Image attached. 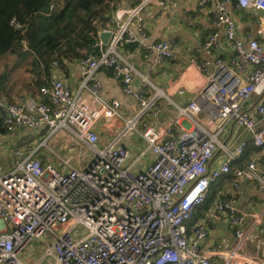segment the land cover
<instances>
[{
  "label": "built area",
  "instance_id": "obj_1",
  "mask_svg": "<svg viewBox=\"0 0 264 264\" xmlns=\"http://www.w3.org/2000/svg\"><path fill=\"white\" fill-rule=\"evenodd\" d=\"M141 2L142 0H135L134 4L126 5V7L137 8ZM224 2L225 0H200L199 6L211 8L215 24L223 27L226 42L233 54L228 62L216 55L214 50L218 45L217 34H212L204 43L203 51L212 59L215 67L213 72L208 75L210 82L203 88L200 95L196 97L200 105L204 106L205 112L199 114L196 118L199 126L191 123L189 118L178 120L174 116L171 121L172 126L168 129V136L161 145L162 147L170 146L168 150L169 156L177 153H186L185 158L189 163H191V154L194 151V146L204 149L206 145H209L211 148L210 153L206 152L205 155L196 157L198 160L204 159L207 167L206 177L209 180V185L203 201L191 206V211L179 218L177 224L172 225L176 229L183 230L181 239L189 241L193 237L204 241L208 237L209 229L219 224H224L231 228L234 238L238 241L239 233L243 232L242 226L248 217V214L238 210L236 205L240 196V183L242 181L249 182L257 190L264 192V105L261 102L264 99V94L260 96L252 94L246 99H241L240 96L236 95L239 92V88L236 87L228 95H224V91L228 88V83L236 80V76L232 75L233 72L239 75L247 71V67H251L254 74L264 69V58L259 63L245 59L238 47L242 42L239 41L237 36L234 38L230 34L235 29L232 23L226 22V18L229 16L227 7H225L223 12L218 9L214 10L217 4L222 5ZM237 2L238 0H233L234 5ZM150 5L143 9L141 16ZM52 8L53 5L50 6V9ZM118 31L119 25L115 17L112 27L101 29L97 32L98 40L93 49L97 53L99 52V55L91 54L77 61L78 71L81 75L77 91H72L61 79L60 63L54 60L50 65V74L45 84L40 86L36 96H21L13 103L0 99V110L4 114L3 125L7 133H13L21 129L38 132L45 130L52 136L59 130H65L70 134L69 136L73 137L79 144H85L91 151V154L86 152V155L81 157L79 164L72 160L70 163L67 162L68 157L64 156H56V161L52 163L42 162L37 157L40 147L25 156L21 151H15L12 155L11 167L6 172L2 170L0 163V193H3V197H0V204L3 205L0 208V218L5 219L9 233L19 231L24 237V242L16 248L13 259L25 256L34 241L39 240L42 232L44 236L49 237L50 242L61 245L60 253L63 254V264H81L79 258H83L84 264H90L93 260L97 261V264H125L126 261H134V264H147L149 260L154 261L160 255V250L156 244L148 246L141 244L139 250H135L131 245L141 231L144 232V236L141 238L142 241L158 239L161 225L167 224V219L164 218L165 213L173 211L172 208L165 207L163 210L154 212L147 203H144L146 196L160 193V185L163 181L159 172L164 170L167 161L159 169H157V165L164 160V156L157 157L155 161L141 172L122 169L119 166V161L124 159L130 150L124 147L122 142L117 146V149L108 150L106 148V145L112 142L115 130L119 128L122 121L117 118L115 123L110 125L108 117L97 116L94 112L90 113L91 118L95 120V124L87 132L90 135L99 137L97 147L100 151H95L91 147L90 141L81 138L85 136V132L81 131V129L84 128L88 121L80 111H74L77 105L80 109L95 108L97 100H104L108 108H115L120 105L116 100H106L101 94L102 85L97 73L105 68L112 69L114 76L122 82V92L125 95L132 96L137 101L138 107L143 100L148 99L151 95L159 94L152 108L139 117L141 130H145V126L149 125L148 118H152L155 111L160 109L159 101L161 99L169 101L164 93L151 83L149 77L154 66H160L164 61L174 58L172 43L159 41L147 45L145 43L146 36L143 20L139 22V28H127L121 35L117 36L116 33ZM105 33H108L110 38L106 44L101 41V35ZM246 34L247 38H251L253 42L260 43L258 39L262 40L259 35V27L255 32L258 39L253 38L251 33ZM262 41L264 42V40ZM130 43H138L143 47L146 57L149 53L154 56L153 67H150L149 73L146 74L148 80L145 81L143 79L144 75H138L141 87L138 91H134L132 88L135 74L133 66L117 51L119 46ZM243 46L247 47L246 42H244ZM254 55L256 54L254 53ZM207 64L208 62L203 63L202 68ZM126 67H131L132 69L131 83H129L128 76L124 73ZM226 77H231V79L228 83L221 84ZM214 84L220 85V90L215 93V100L219 101V103H213L212 98L208 97V93ZM143 89L148 90L143 93ZM178 93H184V91H179ZM43 97L47 99V103L41 100ZM192 103L193 100L190 99L181 108L186 110L191 107ZM233 105H236V108L229 113V119L222 123L221 112L223 107H232ZM65 114H68L67 117ZM206 120L209 122L205 123L204 121ZM73 121H78V123L73 126ZM230 124H234L250 133L251 144L260 151L257 161H251L242 168L232 169L233 164L240 161L243 157L246 143L244 141L237 144L222 142L221 137ZM99 125L102 127V132L100 134L97 131L93 132ZM213 125L216 127L214 128ZM249 125H252V127L249 128ZM187 133L194 135L186 136ZM184 136L186 138L182 139L181 137ZM141 141L143 140L141 139ZM143 143L145 145L144 141ZM101 152L104 155H101ZM217 156H219L218 159ZM25 160L29 164L38 163L39 170L45 172L44 177H41V180L45 183L48 180H57V174L61 177L47 199H45V193L40 191L39 186L29 189L28 174L22 170ZM87 163H89V166L85 168ZM49 168L55 169L56 174L47 171ZM225 168H227V171H225ZM154 169H157V171H153ZM241 173L243 174L242 176L240 175ZM230 174L233 176V182L231 183L229 198L227 200L216 199L212 207L193 223L192 230L189 231V225L194 219L196 210L209 200L211 186ZM77 180L79 181V186L85 190L81 193V199L78 204L82 215L93 223L102 224L103 221L109 226L114 223L119 225L120 228L119 232L114 233L112 237H106L107 244L94 243L88 249H85V245L81 244L80 249H83V251H79L76 255H69L68 246L72 242V237L69 233L63 231L65 214L62 211V202L72 194L74 181ZM92 184L95 185L94 188L91 186ZM66 189L67 193L64 197H61L60 202L53 203L54 198ZM133 193H137V195H133ZM116 201H124V203L117 204ZM138 202L142 206L140 208L134 207ZM29 205L35 210V215L32 218L39 222L36 227L32 228L30 234H25L26 227L31 226L28 225V216H25L23 223L26 227L24 228L15 224L11 217L23 215L21 209H27ZM173 208H175V205H173ZM120 211H124L125 215L123 217L114 216L115 213ZM104 217H107L106 221H104ZM67 219L71 220L72 217L68 216ZM48 229H54V231H49ZM97 231L99 232L101 229H97ZM121 233L124 235H121ZM165 242H167V238H165ZM107 245H111L112 250ZM200 246L201 244L196 245L198 253L207 255L200 252ZM242 249L243 246L238 251L232 264H247L249 257L242 253ZM39 255L40 252L38 257ZM207 257V264H211L210 256L207 255ZM223 259L225 264L227 257L224 256ZM34 261L28 262V260H25V264H33ZM44 264H47V260L44 261Z\"/></svg>",
  "mask_w": 264,
  "mask_h": 264
},
{
  "label": "clouds",
  "instance_id": "obj_2",
  "mask_svg": "<svg viewBox=\"0 0 264 264\" xmlns=\"http://www.w3.org/2000/svg\"><path fill=\"white\" fill-rule=\"evenodd\" d=\"M149 4L153 5L155 11H160L159 5L161 0H142L141 4L137 8H127L120 7L116 13V22L119 25V31L116 33L117 36L121 35L122 32L127 28H139V22L141 20H151L153 19L152 15L141 16V12ZM179 6V5H178ZM189 6H194V0H190ZM171 8V5H169ZM227 7L230 11V15L227 16L226 22L232 23L233 28L235 29L238 24H242L241 16L245 14H250L251 16L257 17L259 21V35L264 40V0H238L234 5L233 0H225L224 4H217L216 9L223 12ZM152 11V9H150ZM135 21V23H133ZM162 23H166V17L162 16L160 20L156 21L155 25H146L150 30H155L156 27L160 26ZM234 38L236 37V31L233 30L230 33ZM239 41L242 43L238 45L240 52L243 54L245 59H250L253 62L259 63L262 58H264V43L253 42L251 38H246L243 34L238 37ZM246 42L247 47L243 46ZM254 53L256 55H254ZM95 67V65H93ZM194 67V65H193ZM131 67H126L124 73L128 76L129 83H131L132 75ZM197 72L202 81V85L199 89L194 92H189L187 95L191 97L193 103L190 108L183 109L180 107L184 101L181 99L179 103H174L171 101V94H167L169 103L172 104L171 115L175 116L178 120L189 118L190 122L193 124L197 123V116L205 112L203 105H200V102L196 100V97L200 95L203 91V88L207 86L210 82V79L205 74H200L199 70ZM232 75L236 76V80L232 83H228L231 77H226L221 84L228 83V88L224 91V95H228L233 88L238 87L239 92L236 93L237 96H240L241 99H246L252 94L260 96L264 94V69H261L258 72L253 74V69L248 67L247 71L240 73L233 72ZM143 79L148 80V76L144 75ZM103 81V78H101ZM220 90V85H215L212 87L211 91L208 93V97H211L213 103H219L215 100V93ZM105 95H107V89H105ZM159 94L151 95L148 99L143 100L140 103V106L135 111H130V114L125 116L124 109L117 105L115 108H108L104 100H97L95 108H84L80 109L77 105L74 108V111H80L81 114L85 117L88 123L84 126L81 131L85 132V136L81 137L91 142V147L95 151H100L97 147V141L99 140L98 136L88 134L87 130L92 129L95 124L90 116V113H95L97 116H106L108 117V123L114 124L116 119L119 118L122 123L119 128L115 130L112 142L106 145L108 150L117 149V146L121 142H127L131 146L133 143V138L142 139L145 142V147L139 149V154L130 151L129 154L122 160L119 161V166L122 169L127 171H134L136 169H146L150 162L155 161L157 157L164 156V160L160 161V164L157 165L159 169L167 161L166 167L162 172H159L160 178L163 183L160 185V193L158 195H149L145 197L144 203H147L153 211L163 210V208H172L173 211L170 213H165L167 219V224H162L159 232L158 239L153 241H142L141 238L144 236V232L141 231L136 239L133 240L131 247L135 250H139L141 244L148 246L151 244H156L160 250V255L155 258V260H149L147 264H207V255H200L196 247L197 244H202L204 241L202 239H197L193 237L191 241L187 239H181L182 229H176L172 225L178 223L179 218L183 217L187 212L191 211V206L201 203L205 197V193L208 189L209 180L206 177L207 167L204 159H196L197 156L205 155L206 152L210 153L211 148L209 145H206L204 149L194 146V151L191 156V163L185 158L186 153H177L176 155L169 156L168 150L170 146H161L164 139L168 136V129L172 126L171 120H165L161 122L157 119L160 111L168 112L169 107L164 106L162 109H157L152 117V122L149 125L145 126V130H141L139 124V117L145 112L152 108L154 102L157 100ZM178 95L183 96L184 93H178ZM207 98V97H206ZM200 105V106H198ZM236 108V105L232 107H223L221 112L223 123L229 119V113L233 112V109ZM99 109V111H97ZM68 114H65L67 117ZM208 123L209 121H204ZM78 121H73L72 124L75 126ZM215 128L216 126L213 125ZM252 125H249L251 128ZM62 134V132H61ZM194 134L187 133L186 136H192ZM186 136L181 137L182 139ZM102 143V142H101ZM86 153L77 154L75 157H69L67 162L75 158L77 164H79L80 159ZM101 155H104L101 152ZM206 159V156H205ZM154 169L153 171H157ZM22 170L26 171L28 174V187L32 189L33 187L39 186L40 191L45 193V199L51 194L52 189L56 186L59 179L61 178L57 174V180H48L46 183L41 180V177H44L45 172L40 171L38 163L33 162L29 164L27 160L24 161ZM47 171L55 173V169L49 168ZM227 171V168H225ZM79 175V173H77ZM243 175L242 173L240 174ZM21 183H23L21 181ZM93 188L94 184L91 185ZM85 191L79 186V181H74V186L72 188V194L64 199L62 202V211L65 214L63 219V231L69 233L72 237V242L69 247V255H76L80 249V245L84 244L85 249L91 248L94 243L107 244L106 237H112L114 233L119 232V225L112 224L109 226L107 223L96 224L93 223L86 216L82 215V211L79 208L78 204L81 199V193ZM67 193V189L64 192L59 193L53 200V203L60 202L61 197H64ZM137 195V193H133ZM0 197H3V193H0ZM117 204L124 203V201H116ZM175 205V208H173ZM0 204V208H2ZM142 204L140 202L136 203L134 207L140 208ZM10 211V210H9ZM23 215L16 217H11L15 224L20 225L22 228L26 227L24 225L25 216H28V225L26 227V233L30 234L32 228L36 227V224L39 222L32 217L35 215V210L29 205L27 209H21ZM32 214V215H29ZM123 217L125 215L124 211L115 213L114 216ZM71 216L72 219L68 220L67 217ZM107 220V217H104V221ZM101 229V231H97ZM49 231H54V229H48ZM121 235H124L121 233ZM98 237V240H97ZM167 238V242H165ZM39 239L44 241L45 247L40 249V255L35 259L33 264H44V261L47 260V264H63V254L60 253L61 245H56L55 242H50L47 237L43 235V232L40 234ZM256 237L254 235H246L244 232L239 233L238 241L225 240L221 244L222 255H225L227 259L225 264H232V261L236 258L238 251L246 243V241L251 240L255 241ZM24 242V237L20 234L19 231L14 233H9L5 224V219L0 218V264H25V259L20 257H15L16 248L22 245ZM235 243V247L233 244ZM110 250H112L111 245H107ZM37 249H29L28 257L26 259L31 260L33 253ZM58 253H60L58 255ZM79 258V257H78ZM81 264H84L83 258H79ZM90 264H97V261L93 260ZM125 264H134V261H126ZM247 264H264V258L260 255H251L247 259Z\"/></svg>",
  "mask_w": 264,
  "mask_h": 264
},
{
  "label": "crops",
  "instance_id": "obj_3",
  "mask_svg": "<svg viewBox=\"0 0 264 264\" xmlns=\"http://www.w3.org/2000/svg\"><path fill=\"white\" fill-rule=\"evenodd\" d=\"M199 1L200 0H194V6H189L190 0H161V4L158 6L160 11H155L153 5H150L143 12L142 16H153V19L151 20H143L146 36L145 43L147 45L159 41H168L172 43L174 48V58L164 61L160 66L153 67V54L149 53L146 57L143 47L138 43L123 44L119 46L117 49L118 53L128 61L135 70L132 83L134 91H138L141 88L140 77L138 75H146L149 73V68L153 67L149 77L151 83L157 89H160L167 99V94H171L170 99L172 102L179 103L182 99L184 102L180 104V107L185 106L191 99L187 93L196 91L202 85L197 69L200 74L208 76L215 68L212 59L203 51L204 43L212 34L218 35V45L214 50L216 55L226 62L229 61V58L233 53L226 42L224 29L215 24L211 8L208 6H199ZM134 3L135 0H120L117 3L115 10L109 13L108 20L100 26V30L109 29L113 26L115 13L120 7H126V5L130 6ZM169 5H171V8ZM150 9H152V11H150ZM227 11L230 15L231 13L228 8ZM162 16L166 17V23H162L160 26L156 27L154 31L146 27V25H155L156 21L160 20ZM241 21L242 24H238L235 28L237 38L241 34L247 38L246 33H251L253 38L258 39L255 34L258 27H260L257 17L245 14L241 16ZM109 39L110 38H108L107 42ZM258 40L260 43H264L262 40ZM94 55H99V52ZM10 59L12 60V58H9V60ZM205 62H208V64L202 68L203 63ZM60 68L62 71L61 79L72 89V91H77L81 81L77 61L64 60L60 64ZM97 74L102 85V96L106 100L118 101L120 106L124 109L125 116L129 115L130 111H135L138 108L137 101L132 96L125 95L122 92V82L119 78L114 76L111 68L99 70ZM25 77L26 82H29V80H35V76L32 73L26 74ZM101 78H103V81H101ZM17 85V87L20 86L19 83H17ZM105 89H107V95H105ZM147 90L148 89H143V93L147 92ZM179 91H184V95H178ZM37 92L35 94H37ZM35 94L25 91L19 93L18 91L11 96L10 100L4 99L3 97L2 100L13 103L21 96H36ZM41 100L44 103L48 102L45 97ZM262 104L264 105V103ZM159 105L160 109L164 106L169 107V111L164 112L161 110L157 119L161 122L169 119L172 121L174 118V116L171 115L172 104L169 103L168 100L161 99ZM148 122L151 124L152 118H148ZM33 132L34 131L21 129L13 133L5 132V134L0 136V163L4 172L10 169L12 155L15 151H21L24 156L34 151L29 149V146L31 145V138H29V136L32 135ZM97 132L99 134L102 132L101 125L97 126ZM35 133L38 134L39 132L35 131ZM221 140L223 143L227 144H237L241 141L246 143L243 157L240 161L233 164L232 169L242 168L247 163L258 160L260 151L255 149L251 144V135L248 131L239 128L234 124H230L225 129ZM78 144L79 143L71 136H66L63 140L57 138L53 141L55 150H59L62 156L66 158H69L70 156L75 157L80 153H86V151L82 152L76 150ZM122 145L130 151L135 152L137 155L139 154V149L145 147L143 141L135 137L133 138L131 146L127 142H122ZM41 154V151H39L37 157H41L43 160L46 159V156L47 158L49 157V159H53V157H50L47 154ZM218 158L219 156H217V159ZM72 161L77 162L75 158H73ZM45 162L52 163L54 161L45 160ZM152 162H150L149 165ZM143 170L144 169H136L135 171L141 172ZM232 182L233 176L230 174L211 186L209 200L205 205L196 210L193 217L194 219L189 225V231L192 230L193 223L197 221L205 211L212 207V204L216 199L227 200L229 198ZM236 205L238 210L248 214V217L242 226L243 232L246 235L251 234L256 237L255 241H246L243 245L242 253L248 257L258 254L264 258V192L257 190L253 184L242 181L240 183V196L237 199ZM225 240L236 241L231 228L224 224H219L209 229L208 237L200 246V252L210 256L211 264H224L223 257L225 255H222L221 244ZM234 245L235 243L233 244V247Z\"/></svg>",
  "mask_w": 264,
  "mask_h": 264
},
{
  "label": "trees",
  "instance_id": "obj_4",
  "mask_svg": "<svg viewBox=\"0 0 264 264\" xmlns=\"http://www.w3.org/2000/svg\"><path fill=\"white\" fill-rule=\"evenodd\" d=\"M119 1L0 0V99L10 100L16 91L35 94L54 60L61 64L97 54V32ZM8 58H13L11 65L5 62ZM21 69L35 80L19 88V81L11 78ZM3 119L0 110V136L6 132Z\"/></svg>",
  "mask_w": 264,
  "mask_h": 264
},
{
  "label": "rangeland",
  "instance_id": "obj_5",
  "mask_svg": "<svg viewBox=\"0 0 264 264\" xmlns=\"http://www.w3.org/2000/svg\"><path fill=\"white\" fill-rule=\"evenodd\" d=\"M7 64L11 65L13 63V58L12 60L9 58L7 59V61H5ZM4 63V61H3ZM26 74H28L27 72H25L23 69L21 70H18L17 72L13 73V77L11 80H15L17 79L19 81V85L21 83H24V81L26 82ZM30 75V74H29ZM17 93V91L15 92V94ZM262 103H264V99L261 100ZM97 131V127L93 130V132H96ZM62 132V134H61ZM69 133H67L65 130L61 131L59 130L55 135H52L50 136V134L44 130L40 131L38 134L35 133V131L33 132L32 135L29 136V138H31V145L29 146V149L30 150H35L37 147H40V151H41V155L43 154H47L49 155L50 157H53V159H49V157L47 158V156L45 157L46 159H41V157L39 158L40 160H42V162H45L46 161H56V156H60V157H63L61 152L59 150H55V147L53 146V141H55L57 138L60 139V140H63L66 136L69 137ZM47 141V142H46ZM46 145V146H45ZM76 150L77 151H86L87 153L91 154V151L88 149V147L85 145V144H78L77 147H76ZM83 164H85L83 162ZM89 166V163H87L85 165V168H87ZM48 238L49 240V237L48 236H45ZM45 243L44 241L42 240H35L34 243L32 244V247L31 248H35L37 249V251L35 253H33L32 255V259L31 260H28L26 259L28 257V253H29V250L28 252L26 253L25 256L21 257L22 259H25L26 261L28 260V262H32L34 261L37 257H38V254H39V250L42 249L44 247ZM30 248V249H31Z\"/></svg>",
  "mask_w": 264,
  "mask_h": 264
},
{
  "label": "water",
  "instance_id": "obj_6",
  "mask_svg": "<svg viewBox=\"0 0 264 264\" xmlns=\"http://www.w3.org/2000/svg\"><path fill=\"white\" fill-rule=\"evenodd\" d=\"M109 38V34L108 33H105V34H102L101 35V41L106 44L107 43V40Z\"/></svg>",
  "mask_w": 264,
  "mask_h": 264
}]
</instances>
